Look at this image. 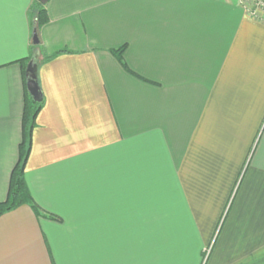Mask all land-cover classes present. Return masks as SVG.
Listing matches in <instances>:
<instances>
[{
    "label": "crops",
    "instance_id": "0c3cea01",
    "mask_svg": "<svg viewBox=\"0 0 264 264\" xmlns=\"http://www.w3.org/2000/svg\"><path fill=\"white\" fill-rule=\"evenodd\" d=\"M0 0V202L30 6ZM43 106L0 264H264V20L237 0H48ZM124 46L119 61L113 50Z\"/></svg>",
    "mask_w": 264,
    "mask_h": 264
},
{
    "label": "trees",
    "instance_id": "16d2710c",
    "mask_svg": "<svg viewBox=\"0 0 264 264\" xmlns=\"http://www.w3.org/2000/svg\"><path fill=\"white\" fill-rule=\"evenodd\" d=\"M29 11L33 29L37 28L39 34V30L41 29V27L49 21V16L47 12V2L43 3L40 0H35L31 4ZM40 44L41 39L39 44H34L32 41L30 56L22 60L24 64L23 76L26 89L25 106L22 118V141L19 147V160L11 174L7 199L3 202H0V216L3 213L16 209L17 207L23 204H29L37 214H41V210L34 201V198L29 190L25 177V165L31 149L32 133L34 127L36 126V117L43 106V100L40 102L34 101L28 91L26 71L29 62L34 59L35 48L39 47ZM123 51L124 46L117 50H113L119 61L124 65L126 69H128L123 59ZM66 52H69V50L63 49L52 56H45L40 63H38V61L34 59L36 65L35 72L37 74V77L40 64L49 61L56 55Z\"/></svg>",
    "mask_w": 264,
    "mask_h": 264
},
{
    "label": "water",
    "instance_id": "95a60500",
    "mask_svg": "<svg viewBox=\"0 0 264 264\" xmlns=\"http://www.w3.org/2000/svg\"><path fill=\"white\" fill-rule=\"evenodd\" d=\"M40 1L43 3L47 2V0H40ZM32 41L34 44L40 43V38H39L37 28L33 29ZM35 68H36L35 60L32 59L29 62L27 66V71H26L27 88L33 100L36 102H40L43 100V92H42L37 74L35 72Z\"/></svg>",
    "mask_w": 264,
    "mask_h": 264
},
{
    "label": "built area",
    "instance_id": "2783aa9c",
    "mask_svg": "<svg viewBox=\"0 0 264 264\" xmlns=\"http://www.w3.org/2000/svg\"><path fill=\"white\" fill-rule=\"evenodd\" d=\"M240 4L245 6L249 13L254 16L260 15L264 20V0H237Z\"/></svg>",
    "mask_w": 264,
    "mask_h": 264
},
{
    "label": "rangeland",
    "instance_id": "374dc122",
    "mask_svg": "<svg viewBox=\"0 0 264 264\" xmlns=\"http://www.w3.org/2000/svg\"><path fill=\"white\" fill-rule=\"evenodd\" d=\"M208 254H209V250L207 249L204 252L202 264H206V260H207Z\"/></svg>",
    "mask_w": 264,
    "mask_h": 264
}]
</instances>
